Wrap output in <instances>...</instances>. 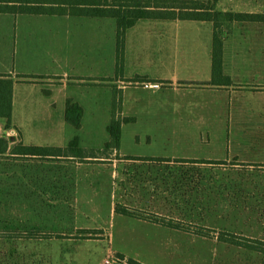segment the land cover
I'll return each mask as SVG.
<instances>
[{"label":"rangeland","instance_id":"obj_1","mask_svg":"<svg viewBox=\"0 0 264 264\" xmlns=\"http://www.w3.org/2000/svg\"><path fill=\"white\" fill-rule=\"evenodd\" d=\"M260 4L264 0H220L217 10L258 9ZM121 41L119 45L114 20L71 17V100L84 110L82 128L66 123L58 127V137L45 136L39 143L64 148L79 137L88 152L104 149L115 88L127 87L120 94L122 116L133 121L123 123L119 157L224 162L205 168L215 175L214 187L190 194L181 188L172 196L170 184L160 186L153 197L146 188L149 182L160 185L159 169L148 174L140 168L144 178L130 179L125 172L136 167L114 157L109 163L0 157V264H129L130 259L142 264H264V255L216 238L115 213L121 203L217 232L264 238V142L232 135L227 95L171 94L167 89L166 80H175V86L210 81L213 25L142 21ZM236 43L243 52V40ZM228 46L226 39V51ZM5 56L0 51V58ZM146 84L160 87L147 89ZM43 111L60 117L59 107ZM4 124L0 119V137ZM123 179L134 184L124 181L122 189ZM31 235L37 239L27 238ZM47 235L51 237L45 239Z\"/></svg>","mask_w":264,"mask_h":264},{"label":"trees","instance_id":"obj_2","mask_svg":"<svg viewBox=\"0 0 264 264\" xmlns=\"http://www.w3.org/2000/svg\"><path fill=\"white\" fill-rule=\"evenodd\" d=\"M219 2L220 0H0V15L110 19L114 20L117 24L118 44L122 42L121 39H125L129 30L135 28L142 21H193L210 23L213 25L211 50L212 78L206 85L228 87L232 82L231 78L225 73L226 37H228L234 24L264 22V14L218 11L217 5ZM19 78L35 79L24 76H19ZM14 87L15 81L11 75H0V119L6 121L7 130H10L12 127ZM121 93H123L121 89L115 88L112 121L108 127L110 140L104 149L99 152L84 150L80 146L79 137H75L64 148L27 146L24 144H18L11 148L8 139L0 138V157L10 154L14 157L31 159L101 160L107 163L112 161L114 157L120 164L124 165L126 162L136 167L133 172H131V168L129 167L126 170L125 174L130 179L137 177L140 179L144 178L145 175L138 174L140 168L148 170V174L159 169L158 182H160V185L153 186L148 181L149 185L146 188L152 191L153 197L158 195L160 186L164 189V185L170 184H172V189H170L172 196L176 195L175 190L178 191L181 188L186 190V194L198 191L202 192L205 189L213 188L216 183L215 175L210 169L205 168L213 164L223 165L225 164L224 162L181 158L119 157V154L116 152L119 151L121 145L123 123L133 121L132 118L122 116L123 98L120 96ZM83 118V108L73 100H69L65 112L66 122L79 130L82 128ZM244 165L246 166L247 164ZM248 166L255 167L256 165L248 164ZM124 181H127L131 185L134 184L130 180L123 179V182L119 183L122 189L124 185L127 187ZM170 181L173 183H170ZM115 213L120 216L158 225L172 231H182L203 238H216L220 243L264 255V238L247 237L228 230L217 232L215 229L171 218L154 210L140 209L121 203L116 204ZM81 233L90 234L94 232L82 230ZM95 234H100V232H96ZM49 237L51 236L47 235L44 238L49 239ZM27 238L37 239L33 235ZM120 258L124 259V256L121 255ZM128 263L142 264L134 259L128 260Z\"/></svg>","mask_w":264,"mask_h":264},{"label":"crops","instance_id":"obj_3","mask_svg":"<svg viewBox=\"0 0 264 264\" xmlns=\"http://www.w3.org/2000/svg\"><path fill=\"white\" fill-rule=\"evenodd\" d=\"M253 7L249 10L235 7L232 12L264 14V5L260 4L258 9ZM60 18L0 15V51L7 55L0 58V75H11L15 81L12 127L7 130L6 121L2 119L4 135L0 138L10 139L11 148L18 144L50 147L49 143H39L40 140L45 136L48 140L58 137V127L67 123L66 106L71 100V17ZM240 27L244 28L243 32H239ZM238 37L244 42L243 52L237 46ZM226 38L229 46L227 51L225 49L224 62L225 73L231 78L230 86L206 85L211 79L186 81L189 85L178 86L175 80L164 83L169 85L167 89L171 94L192 90L213 97L227 95L229 125L231 122L234 125L232 135L237 138L245 135L248 140L264 142V22L234 24ZM58 78H62L63 84H56ZM119 89L123 93L127 91V87ZM184 98L183 95L182 100ZM58 107L59 119H55L53 111L48 114L43 111L47 108L56 111ZM43 125L48 127L43 128ZM29 132L32 134L28 136ZM51 147L60 145L54 143Z\"/></svg>","mask_w":264,"mask_h":264},{"label":"built area","instance_id":"obj_4","mask_svg":"<svg viewBox=\"0 0 264 264\" xmlns=\"http://www.w3.org/2000/svg\"><path fill=\"white\" fill-rule=\"evenodd\" d=\"M145 87L148 89L150 87H152V88H159L160 86L157 85V84H146Z\"/></svg>","mask_w":264,"mask_h":264}]
</instances>
